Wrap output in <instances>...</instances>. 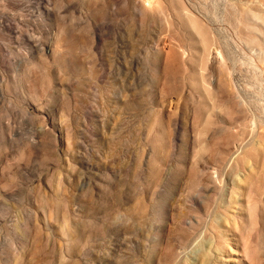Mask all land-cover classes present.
Masks as SVG:
<instances>
[{"label": "rangeland", "instance_id": "obj_1", "mask_svg": "<svg viewBox=\"0 0 264 264\" xmlns=\"http://www.w3.org/2000/svg\"><path fill=\"white\" fill-rule=\"evenodd\" d=\"M0 264H264V0H0Z\"/></svg>", "mask_w": 264, "mask_h": 264}]
</instances>
